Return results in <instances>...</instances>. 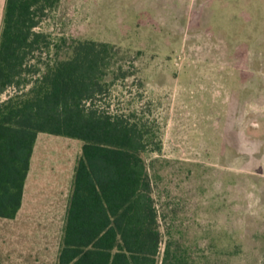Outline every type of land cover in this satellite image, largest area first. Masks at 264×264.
Segmentation results:
<instances>
[{
  "label": "rangeland",
  "instance_id": "374dc122",
  "mask_svg": "<svg viewBox=\"0 0 264 264\" xmlns=\"http://www.w3.org/2000/svg\"><path fill=\"white\" fill-rule=\"evenodd\" d=\"M241 1L264 22V0ZM160 3L58 0L35 32L50 44L64 40L63 49L72 41L109 45L96 104L152 138L142 156L162 235L159 261L170 242L188 264H264V141L246 135L262 121L254 105L263 95L246 102L233 125L221 107V85L234 94L251 80L264 85V30L225 32L223 55L220 13L206 26L204 17L161 15ZM52 58L42 54L40 66ZM222 71L235 79H220Z\"/></svg>",
  "mask_w": 264,
  "mask_h": 264
},
{
  "label": "trees",
  "instance_id": "16d2710c",
  "mask_svg": "<svg viewBox=\"0 0 264 264\" xmlns=\"http://www.w3.org/2000/svg\"><path fill=\"white\" fill-rule=\"evenodd\" d=\"M58 0H6L0 32V217L20 208L36 136L81 143L56 264H188L162 235L143 154L152 138L110 113L104 99L109 45L63 49L35 32ZM42 54L53 58L40 66ZM31 62H35L31 64Z\"/></svg>",
  "mask_w": 264,
  "mask_h": 264
},
{
  "label": "crops",
  "instance_id": "0c3cea01",
  "mask_svg": "<svg viewBox=\"0 0 264 264\" xmlns=\"http://www.w3.org/2000/svg\"><path fill=\"white\" fill-rule=\"evenodd\" d=\"M157 1L161 2L158 5L161 15L193 16L199 17V21L204 17L206 26L211 15L220 13L223 21L217 31L221 33L223 55L225 32L232 29L247 33L264 30V22L254 17L255 12L248 6H243L241 0ZM5 2L6 0H0V32ZM195 20L199 22L198 19ZM225 78L235 79L231 73L222 71L220 79ZM251 81L253 84L245 83L244 89H240L236 94L232 93L228 86L225 89L221 85V107L222 111L227 112L226 123L228 121V124L233 125L236 113L246 106V102H256L261 93L263 101L259 105L255 104L254 107L262 110V121L248 125L246 135L251 137L253 142H263L264 85L260 83L256 85V80ZM248 86L252 92L247 91ZM80 147V141L73 138L45 133L36 136L24 181L20 208L12 219L0 217V264H56Z\"/></svg>",
  "mask_w": 264,
  "mask_h": 264
}]
</instances>
